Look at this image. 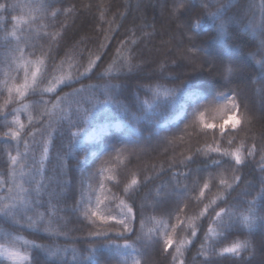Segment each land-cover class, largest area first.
I'll return each mask as SVG.
<instances>
[{"label": "trees", "instance_id": "16d2710c", "mask_svg": "<svg viewBox=\"0 0 264 264\" xmlns=\"http://www.w3.org/2000/svg\"><path fill=\"white\" fill-rule=\"evenodd\" d=\"M166 0H65L64 7L69 8L75 4H102L104 19H99V11H87L83 7L73 10L69 16H60L57 23H63L66 26V35L62 41L63 51H57L55 55L56 71L55 76L75 75L77 69L84 71L89 59L95 61L98 67L92 70L87 76L83 77L79 83L69 82L60 85L56 93L66 96L72 92L73 88H80L81 84L94 86L93 91L102 101L94 108L90 102L81 104V110L91 109L88 119L82 125V131L79 136H72L75 129H70L67 121L59 127L53 135V143L50 148L48 166L44 173L52 177L60 169L61 179L53 184L44 192L43 195L37 194L34 190L30 193L29 203L12 205L0 211V241H6L11 236H22L25 239L39 242L42 247L34 250V258L38 264H132V261L139 253V247H125L124 240L131 238L135 240V234L139 232L140 220L143 218V211H140L136 220L134 233H127L120 236L116 233H108L106 237L97 239L88 237L82 232H76L73 237L53 236L44 231L43 227H34L29 221V216L35 219L37 212H47L51 209L49 197L61 203L60 208L56 209L58 213L63 210L70 214L71 222L69 229L78 228L79 223L84 220L81 211L88 202L87 196L81 201L83 192L87 191L90 179L95 176L98 168L101 167L104 160L114 153L118 148L125 145L129 149L135 148L136 158L128 169L126 176L127 183L133 178L132 173L139 179L143 171H147L153 176V183L145 184L140 192L134 197L135 207L140 209L141 202L152 203L153 198L157 200V211L145 213V232L149 230L163 231L162 224H175V215L180 206V218L184 224L175 234V239H190L192 244L186 245L190 249L184 251L183 256L185 264H201L205 260L204 255H197L200 248V240L207 231L209 218L200 216L204 203L215 200L216 204L222 205L223 201L217 199L218 196L226 197L227 192L213 185L219 184L218 169L223 165L213 164L209 155L193 156L189 148L204 150L206 145L213 143L212 136L203 135V128L199 126L193 129H187L197 114L205 111L206 108L213 109L215 105L222 103L228 96L232 95L233 89L240 88L248 91L249 97L254 108V118L249 124V128H255L257 135L264 128V123L259 122V117L264 115V99H261L259 92L252 93L250 82L257 79L264 80V70L261 69L258 60L260 56H253L251 53L256 50L260 44V35L258 31H253L250 27L241 25L235 14L229 13L224 17V23L221 25L220 19L207 15L205 10L200 15V24L197 27L194 23L197 18L195 9L202 8L203 4H215L217 0H190L191 8L184 13L183 19L186 23H192V30L189 35L194 36L196 44L207 63L217 65L215 72L206 70H193L192 66L183 59L189 45L186 39H182L178 31L169 24L166 16L162 15V9ZM240 0H231L232 4H238ZM259 4V0H255ZM171 3V0H168ZM139 6V8L137 7ZM57 7H60L57 4ZM255 20L259 22V12H256ZM47 22V21H46ZM151 33L149 39L140 41V29ZM51 30V29H50ZM129 30L136 32L132 39L137 40V44L131 42L121 47L122 41H128L126 35ZM64 34V29H61ZM105 35L107 39H105ZM103 43L105 48L101 49L99 44ZM120 48L122 57H128L129 49L136 48V53L132 58V69L118 71V65L109 75L104 74V70L112 63L116 49ZM67 52L68 56L64 53ZM107 53V54H105ZM5 56V50L0 47V61ZM100 59L97 60L96 57ZM35 60L36 57H30ZM44 59L45 65L49 63ZM174 61V62H173ZM163 63L170 71H160L158 63ZM232 66L236 69L234 74L227 73V67ZM34 70V69H33ZM9 69L5 63L0 62V179L6 178L8 172L7 153L14 142L9 141L3 133L7 130V124L11 117L7 111L11 106L9 97L5 91V80L8 79ZM104 81H109L105 88ZM13 82L9 81L8 87ZM161 85L164 88L174 89L180 92H188L190 95L180 99H160L161 96H155L153 90L148 85ZM49 84H42L41 88L48 87ZM56 93H29L24 100L16 104L21 107L20 118L26 126L28 125L27 116L29 113L35 118L37 112L34 110L43 103L42 97L49 99ZM88 90L83 93L87 97ZM111 96L109 100L108 97ZM164 98V97H163ZM190 98V99H189ZM79 99V97H76ZM148 99L152 102V107L148 108L144 101ZM71 101H65V104ZM183 103V104H182ZM73 107L75 104L73 103ZM51 106L49 105V109ZM225 116V111L216 112L209 110L205 112V118L217 120ZM239 119L241 117L239 116ZM208 121V120H207ZM116 124H120L116 126ZM104 126V127H103ZM103 127L98 135L95 152L93 154L86 148L79 147V142L84 133L92 129ZM239 127H243V121ZM238 130V129H237ZM211 133L212 130H207ZM218 132V130H216ZM244 135V134H242ZM183 137V139H179ZM218 142L228 147L226 141L219 139ZM12 154L16 155L15 150ZM24 152L23 145L20 148ZM183 154V155H182ZM212 153L211 156H215ZM187 156H193L191 160H185L184 164H178L169 167L170 163L184 160ZM128 162V154L121 156L119 163H109L105 167L112 169L111 172H105L96 179L104 183L106 195L109 197L106 203L108 210L112 214L119 213L117 207L119 200L124 199L126 203L132 202L116 187L114 184L121 179L116 175L115 179H105L113 176L123 168ZM227 161L225 160V163ZM27 172V169H24ZM191 176L199 175L201 177L196 190H192V184L185 180L183 173L189 172ZM159 178H155L156 176ZM216 175V179L213 176ZM242 176L245 182H250L246 190L237 189L233 192L234 203H239L245 198V195L251 196L259 188L261 179L258 169L249 166L243 169ZM26 178V177H25ZM179 179V187L172 192V187ZM224 178L231 183V174L224 173ZM9 182H11L9 180ZM17 182H21L20 169H17ZM59 183L64 188L63 192L57 191L56 184ZM93 188L96 191L93 195H99L96 181L93 180ZM208 183L209 188L204 189L203 184ZM188 189H184V185ZM27 187V185H25ZM157 190L169 194L165 199L160 200L156 196ZM200 191L204 192L200 196ZM94 196L91 203L94 204ZM35 198V199H33ZM6 203L0 200V207ZM55 203V202H53ZM73 203H79L80 207L73 209ZM67 205L64 208V205ZM257 213L264 211V196H261L254 205ZM135 210V208H134ZM169 216H172L171 220ZM150 217H154L150 218ZM55 220V217H53ZM159 221V223H157ZM41 225L43 221L40 222ZM99 223V221H98ZM212 227H215L214 225ZM196 231V237L189 235L191 231ZM240 233L230 227L224 230L218 243L223 244L235 239ZM255 237L258 242L257 251L248 264H264V244L261 238L264 237V222L258 223L255 229ZM217 239L213 236L212 240ZM157 243L159 240L157 238ZM211 242V241H209ZM63 245L64 249L57 255H52L55 251L53 244ZM95 245V248L89 245ZM72 245H75L76 251H73ZM183 251V250H182ZM142 259L141 257H137ZM194 258V259H193ZM163 257L152 255L150 264H161ZM223 264V262H221Z\"/></svg>", "mask_w": 264, "mask_h": 264}, {"label": "snow or ice", "instance_id": "6c2138e0", "mask_svg": "<svg viewBox=\"0 0 264 264\" xmlns=\"http://www.w3.org/2000/svg\"><path fill=\"white\" fill-rule=\"evenodd\" d=\"M57 4L60 7H57ZM64 4L65 0H0V47L5 50V56L0 62L5 63L9 69L8 79L5 80V91L10 98L8 103L11 105L7 111L2 112L9 114L11 117L3 136L14 142L7 153L9 167L5 175L6 178L0 179V200L6 202L0 207V211L12 205H26L29 203L30 193L33 190L37 194L43 195L53 182L66 179V177H61L60 169L52 177H48L44 173L45 167L48 166L53 135L67 121L69 128L75 129L71 133L72 136H79L82 125L88 119L92 108L102 102L93 91L95 85L81 84L80 88H73L72 92L66 96L56 93L58 86L69 82L79 83L83 77L98 67L95 61L89 59L83 72L77 69L74 76L53 75L57 68L54 54L58 50L63 51L62 41L66 35V26L63 23H57L60 16H69L73 10L83 7L87 11H99V19H104L102 4L84 3L81 5L78 3L71 5L69 8H65ZM137 7L139 8V6ZM191 7L190 0H171V3L166 0L161 14L166 16L169 24L180 33L181 38L186 39L189 48L186 50L183 59L192 66L193 70L215 72L217 65L206 62L194 36L189 35L193 22L186 23L183 19L184 13ZM212 8L215 10L208 11L207 15L220 19L221 25L224 23V17L231 13L236 15L241 25L259 32L260 44L251 55L261 57L257 63L264 70V0H259V4H256L255 0H240L238 4H232L231 0H217L215 4L205 3L202 8L194 10L197 12V18L194 21L197 27L200 24V15L205 10ZM257 11L259 12V22L255 20ZM61 29H64L63 35ZM140 32V41L149 39L151 36V33L144 31L143 28L140 29ZM126 35L129 40L122 41L121 47L129 42L133 45L137 44V40L132 39L136 36L135 31L129 30ZM105 39H107L106 35ZM99 47L103 49L105 45L101 43ZM135 53L136 48H130L128 57H122L120 48H117L112 63L104 70V74L107 76L112 73L114 66L117 65L119 72L124 69L131 70L133 67L131 61ZM64 55L68 56V53L65 52ZM30 57H36V59L33 60ZM41 57L48 59L49 63L45 65V61ZM96 59L99 60L100 57L97 56ZM157 63L160 71H170L163 63ZM235 71L234 67H227L229 75L234 74ZM19 80H22V83L13 82L10 87L7 86L9 81ZM42 84H49V86L41 88ZM108 84L109 81H104L105 88L108 87ZM148 87L153 90L155 96H168L174 92V89L164 88L162 90V86L159 84L155 86L148 85ZM249 88L252 93L259 92L261 99H264V80L259 78L251 81ZM86 90H88V95L84 97L83 93ZM34 92L56 93V95L49 99H45V96L42 97L43 103L34 109L37 116L34 118L31 113L27 116L28 125H30L28 127L20 118L22 108L17 107L16 104L24 100L29 93ZM232 92V95L228 96L222 103L215 105L213 109L206 108L205 111L199 112L185 129V135H187V129L195 130V128L202 126L203 135L210 134L212 136L213 143L206 145L204 150L189 148V151H192L195 157L209 155L213 164L223 165L218 168L222 169L218 173L219 184L213 186L228 193L226 197H217V199L223 201L222 205L216 204L215 200L208 203L201 201L203 209L199 215L209 218L207 231L200 240V248L197 250V255L205 256V260L201 264H221V262L223 264H248L257 251L258 242L255 237V229L258 223L264 222V211L257 213V209L254 207L259 198L264 196V128L259 131L258 135L255 128H249V124L254 118V108L248 91L236 88ZM76 97H79V99H76ZM108 99L110 100L111 96ZM66 100L71 102L65 104ZM86 102H90L92 108L81 110V104ZM73 103L75 107H73ZM144 103L148 108L152 107L150 100L145 99ZM49 105L51 106L50 109ZM209 110L225 111V117L215 123L209 122L205 119V112ZM237 116H240L241 119H237ZM241 120L243 121V127H239ZM227 121H232L230 126ZM259 122L264 123V115L259 117ZM207 130L212 131L209 133ZM218 138L226 141L228 147H224L223 144L219 143ZM179 139H183V137H179ZM21 145H23L24 152L20 151ZM88 146L93 151L95 150L91 139L88 140ZM10 149L15 150L16 155H13ZM125 153L128 154L127 164L113 176L105 177V179L111 180L115 179L116 175L120 176L121 179L114 184V187L118 188L132 203H126L124 199L115 197V194H113L114 198L119 200L117 207L120 211L117 214H112L111 210L105 211L108 209L106 201L109 199L106 191H111V189L106 190L104 183L96 178L105 172L113 171L105 165L109 163L118 164L121 156ZM212 153L216 155L211 156ZM193 156H187L184 160L170 163L169 167L178 164H184L187 167L185 160H191ZM135 158V148L129 149V146L125 145L118 148L104 160L95 176L90 179L87 191L82 193L81 201H84V197L87 196L88 202L80 213L84 220L78 224V228L69 229V225H74L71 222L70 214L64 210L58 213L56 209L60 208L61 203L51 197H49L51 209L47 212H37L35 219L29 216L30 223L34 227H43L44 231L53 236L68 238L73 237L76 232H82L88 237L100 239L106 237L108 233H116L120 236L134 233L138 213L143 211L139 232L134 233L135 240L131 238L124 240L125 247H139L140 251L137 257L142 259L136 257L132 264H150L153 254L156 257H163L161 264H185L184 259L181 257L184 251L190 253V249L186 245L192 244L193 241L174 238L178 228L183 231V228L180 227L184 224L179 216L180 206L176 211L175 224H162V232L160 230L145 232L144 230L145 213L157 211V200L153 198L151 204L141 202L140 209L134 206V197L145 184L153 183L154 179L147 171H143L139 179L136 178L135 173H132L133 178L130 183H127L128 169ZM250 165L258 169L260 173L259 188L251 196L246 194L242 201L234 203L232 193L237 192V189L246 190L250 184V182L246 183L242 176L243 169ZM18 168L20 169V183L17 182ZM24 169H27V172ZM224 173L231 174V183L224 178ZM183 176L185 180L190 181L193 186L192 190L195 191L201 177L199 175L191 176L190 171L183 173ZM155 178L158 179L159 176L157 175ZM213 179H216V175L213 176ZM93 180L96 181L99 195H93L96 191V188H93ZM179 184L180 181L177 178L175 185L172 187V192H175ZM203 188L208 189L209 184L204 183ZM56 189L60 192L64 191L59 183L56 184ZM184 189H188L187 184L184 185ZM199 194L203 196L204 192L200 191ZM168 195L160 190L156 192V196L160 200L165 199ZM93 196L94 204L91 203ZM63 205L64 208L67 207V205ZM79 207V203H73L72 205L73 209ZM53 217H55V220ZM150 218L154 219V217ZM171 218L172 216H169L170 220ZM41 221H43L42 225ZM213 225L215 227H212ZM230 227H234L240 235L226 243H218L224 230ZM189 235L196 237L197 234L193 230ZM213 236L217 239L212 240ZM157 238L159 243L156 242ZM261 243L264 244V237L261 238ZM41 247L42 245L37 241L25 239L22 236H11L6 241H0V264H38V261L34 258V250ZM71 247L75 252V245ZM89 247L95 248V245H89ZM53 248L55 251L52 252V255L55 256L62 252L64 246L54 243Z\"/></svg>", "mask_w": 264, "mask_h": 264}, {"label": "rangeland", "instance_id": "374dc122", "mask_svg": "<svg viewBox=\"0 0 264 264\" xmlns=\"http://www.w3.org/2000/svg\"><path fill=\"white\" fill-rule=\"evenodd\" d=\"M190 94L188 92H180V91H177V90H174V92L168 96H163L161 95L160 99H164V100H167V99H180V101L183 100L184 97H188ZM164 97V98H163ZM190 99V98H189ZM183 104V103H182ZM230 115V114H229ZM225 116L223 117H219L217 120L213 119V120H209V119H206L208 120L209 122H218V121H221L222 118H224ZM237 119H239V116L236 117ZM232 123V121H227V124L230 126ZM120 124H116V126ZM104 127V126H103ZM94 128L92 129L90 132H87V133H84V135L82 136V138L80 139V142H79V147H83V148H86L90 151L91 154H93L95 152V150L93 151L92 148H90L88 146V140L91 139L94 143V146H96L97 144V140H98V135H99V132L100 130L103 128ZM120 211V210H119ZM183 250V249H182Z\"/></svg>", "mask_w": 264, "mask_h": 264}]
</instances>
